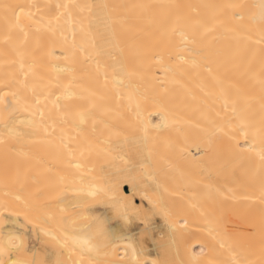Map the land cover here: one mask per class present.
I'll return each mask as SVG.
<instances>
[{
    "label": "bare ground",
    "instance_id": "1",
    "mask_svg": "<svg viewBox=\"0 0 264 264\" xmlns=\"http://www.w3.org/2000/svg\"><path fill=\"white\" fill-rule=\"evenodd\" d=\"M259 3L0 0V260L264 264Z\"/></svg>",
    "mask_w": 264,
    "mask_h": 264
},
{
    "label": "snow or ice",
    "instance_id": "2",
    "mask_svg": "<svg viewBox=\"0 0 264 264\" xmlns=\"http://www.w3.org/2000/svg\"><path fill=\"white\" fill-rule=\"evenodd\" d=\"M4 7H5L6 30L9 33H11L14 30H19L20 32H24L25 27L31 26V25H38L54 33L62 17H66L67 18L66 22L69 24L73 22L70 9L74 7H79V5H75L72 3H68L64 5H57L56 7L58 9L62 8L63 11H58L55 17H53L52 19H49L47 23H42L41 20L37 19L36 14L33 13L31 10L26 11L24 5H19V4L13 5V6L5 5ZM230 7H236V6L232 5ZM255 7L259 9L258 14H253L250 19L253 22H255L257 19V15H258L260 30H261L262 36H264V0H260V3L256 5ZM9 8L11 9V15H8ZM16 9H19V11L17 12ZM25 21H27V24L25 23ZM37 30H39V27L37 28ZM4 40H5V43L10 42L11 36L6 35L4 37ZM17 54L21 57L20 69L21 71H23L24 70L23 59H24L25 53L18 52ZM30 70L31 69H29V71ZM24 75L27 76L28 73L25 72ZM6 95H8V93L0 94V103L4 102V97ZM12 95H15V93H13ZM59 99L60 97H57V101H59ZM57 101H54V103H56ZM39 103L40 101L37 100V104ZM262 109H264V105H262ZM156 127L159 128L161 127V125H156ZM9 131L10 133H13V130L10 129ZM145 132H147V129H145ZM259 132L262 136V141H261L260 151H258L256 155L259 157L261 165L264 166V121H262V127L259 129ZM0 142H2V140H0ZM254 149H255V145L253 144L249 146L248 150L253 151ZM261 198L262 200H264V185H262L261 187ZM3 207H4V210L6 211L7 206L5 205ZM0 215H2V212H0ZM9 244H11V241H9ZM15 248L17 251H19L20 245H15ZM10 250L11 248H9L8 245H0V253H3L4 251H10ZM0 264H7V261L0 260ZM11 264H35V262L34 261L30 262L26 260H13ZM136 264H143V262L136 261ZM151 264H157V261H152ZM183 264H199V261L197 260L195 256H193L189 261L183 262ZM235 264H241V262L237 260L235 261Z\"/></svg>",
    "mask_w": 264,
    "mask_h": 264
}]
</instances>
